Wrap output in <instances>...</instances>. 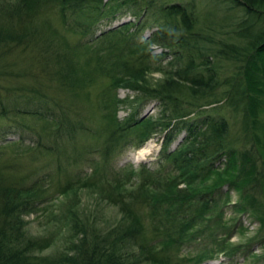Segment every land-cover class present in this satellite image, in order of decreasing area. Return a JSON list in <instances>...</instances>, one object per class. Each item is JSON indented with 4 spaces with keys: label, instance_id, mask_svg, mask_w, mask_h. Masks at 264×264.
<instances>
[{
    "label": "trees",
    "instance_id": "16d2710c",
    "mask_svg": "<svg viewBox=\"0 0 264 264\" xmlns=\"http://www.w3.org/2000/svg\"><path fill=\"white\" fill-rule=\"evenodd\" d=\"M214 2H230L242 11L228 37L217 42L212 38L215 30L204 28L205 17L189 1L0 0V119L11 122L0 127V264H184L176 255L178 247L192 239L191 230L218 205L222 187L247 192L249 181L256 184L264 178V0ZM51 11L60 14L62 30L53 29L47 17L39 25L40 15ZM126 13L134 20L122 19L94 32L100 20ZM44 27L52 28L54 36L44 38ZM145 29L147 35L141 37ZM108 36L115 40L105 43ZM152 46L159 53L154 54ZM84 48H91L86 57L109 81L101 92L108 121L104 129L109 132L99 145L101 167L84 181L100 185L99 193L122 208L130 225L124 231L109 229L91 241L82 234L57 261L30 253L47 246L41 245V238L24 240V215L55 192L63 194L62 186L44 164L22 174L18 156H6L23 145L35 157L55 152L58 167L60 160L68 159L67 146L56 140L84 129L75 106L82 83L74 77L72 61V52ZM214 52L233 61L235 68L228 71L216 64L210 57ZM156 57L172 58L179 66L151 83L145 78L150 69L146 62ZM92 68L84 66L88 79L95 77ZM118 86L137 91L140 100H157V118L133 114L123 123L115 119L111 109L121 102L115 95ZM136 128L142 132L138 140ZM158 132L163 135L159 159L165 174L145 164L125 173H108L102 166L114 150L139 147ZM10 133H17V140H7ZM222 163L225 171L236 170L235 175L219 174L216 164ZM243 198L238 208L250 209L264 227V204L250 193Z\"/></svg>",
    "mask_w": 264,
    "mask_h": 264
},
{
    "label": "rangeland",
    "instance_id": "374dc122",
    "mask_svg": "<svg viewBox=\"0 0 264 264\" xmlns=\"http://www.w3.org/2000/svg\"><path fill=\"white\" fill-rule=\"evenodd\" d=\"M181 1L183 3L194 2L198 14L205 17V20L202 19L204 28L215 30V32L208 31L207 33L211 35L212 32V38L216 42L228 37L231 27L236 24L235 22L242 15V11L231 7L232 4L230 2L217 3L214 2L215 0ZM45 17L51 19L53 29L62 30L63 21L59 13L51 11L43 16L40 15L38 19L40 20L39 25L42 24ZM122 19L124 21L128 19L134 20L129 13H126L116 17L114 20H100L93 30L99 33L103 29L118 24V21L121 22ZM208 23H210V27L206 26ZM147 32L148 29H145L140 36H146ZM42 33L44 38H51L55 32L52 28L44 27ZM70 38L74 40L77 35H71ZM114 40L112 36H108L105 43L113 42ZM98 46L99 42L91 45L94 49ZM152 48L154 47L152 46ZM90 49L84 48L83 51L72 52V61L75 69L74 77L82 83L75 106L79 119L83 122L82 128L84 129L78 130L72 136L67 132V134H62L56 140L57 142L59 141L60 145L67 146L65 147L68 159L60 160L61 167H58L55 152L47 155L39 154L35 157L34 153L29 155L28 150L23 145L14 146L11 151L8 150L6 156L7 159H14L15 155L18 156L16 161L22 174L32 166L44 164L46 172L50 173L54 180L57 179L62 186L63 194H59L58 191L55 192L52 197L50 196L49 199L43 201L35 211L24 215L26 222L24 240L41 238V245L47 246L42 250H34L30 253L57 261H62L65 254L69 253V249L79 243L82 239V234L86 235L88 241H91L92 236L100 237L109 229L124 231L130 225V218L123 214L122 208L102 197L98 189L100 185H89L84 181L86 180L85 178L93 174V171L97 168L100 169L102 157L99 145L101 140L109 133L108 129L107 131L104 129L108 121L104 117L107 110L103 106L104 100L101 93L109 81L100 73H97L95 65L90 63L92 59L86 57L90 54ZM154 50V54L160 51L158 48H154ZM210 57L212 58L211 60H215L216 64L224 67V70L231 71L235 68L233 61L229 62L227 58L219 57L216 52ZM88 58L90 60L87 61ZM170 62L172 63L170 64ZM146 63H148L150 69L145 74V78L151 83L165 78L166 70L179 66L176 65L172 58L156 57ZM183 64L184 62H181L180 66ZM84 66H86L88 71L93 67L92 70L95 77L88 79V76L84 74ZM115 95L118 99H121V102L117 106H112L114 108L111 109V112L114 113L115 119L122 123L133 114L135 118L142 119H155L159 114L160 106L157 100H140V94L137 91L125 86H118ZM7 123L11 122L6 119H0V127ZM33 124L39 129L40 123L38 121H34ZM109 124L114 126L113 122ZM233 126L235 129L238 127L236 124H233ZM51 128L52 125H49L48 130L50 131ZM86 128H88L89 132L87 130L84 131ZM140 129L136 128L135 130L137 134L136 140L142 137ZM13 130V128L10 129V131ZM128 133L130 134L131 132ZM183 134L184 132L182 131L178 138L180 139ZM162 137L161 132L153 133L139 147L133 145L119 147L118 150H114L109 154V161L102 166L106 167L108 173L111 170L115 173L118 171L125 173L138 171L140 165L145 164L150 169L158 170L165 174L167 172L165 163L160 162L161 160L159 159ZM6 138L7 140L10 138H14L11 140H17L18 134L10 133L6 135ZM0 140L2 141L1 143H4L1 138ZM48 143H51L56 148L54 138H49ZM25 144H28L27 139ZM174 146L175 143H172L170 148ZM143 149L146 152L144 156H140L139 152ZM75 153L77 158L73 160L72 156ZM160 163L161 166L159 167ZM216 166L219 174L226 178L228 174L236 173V170L231 169L225 171L224 163L219 166L216 164ZM63 172L69 177L62 178ZM234 173L233 176L235 175ZM211 178H214V175H211ZM132 180H134V177H132ZM179 185L184 187L183 183ZM247 187V192L235 188L228 189V186L222 187L218 205L212 208L210 212L208 211L203 221L191 230L193 233L192 239L178 247L176 252L178 259H182L184 264H264V227L261 226L260 220L250 209L246 211V209L241 210L238 208L246 200L243 198L244 193L254 195L257 198V203L264 204V178L261 177L256 184L249 181ZM225 190H228V193H225ZM146 223H149V221ZM214 235H216V238ZM220 246H222L221 250L218 249ZM208 250H212V252L209 253ZM205 255L207 256L205 257Z\"/></svg>",
    "mask_w": 264,
    "mask_h": 264
},
{
    "label": "bare ground",
    "instance_id": "6f19581e",
    "mask_svg": "<svg viewBox=\"0 0 264 264\" xmlns=\"http://www.w3.org/2000/svg\"><path fill=\"white\" fill-rule=\"evenodd\" d=\"M149 147H151V146H149ZM145 152H146V150L143 149V150H141V151L139 152V155H140V156H144Z\"/></svg>",
    "mask_w": 264,
    "mask_h": 264
}]
</instances>
